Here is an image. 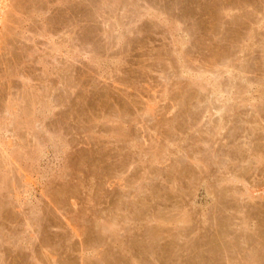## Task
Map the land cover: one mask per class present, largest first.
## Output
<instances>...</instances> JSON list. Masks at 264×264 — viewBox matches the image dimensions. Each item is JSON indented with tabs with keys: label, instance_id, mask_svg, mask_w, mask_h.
<instances>
[{
	"label": "rangeland",
	"instance_id": "obj_1",
	"mask_svg": "<svg viewBox=\"0 0 264 264\" xmlns=\"http://www.w3.org/2000/svg\"><path fill=\"white\" fill-rule=\"evenodd\" d=\"M2 1L0 264H236L240 191L264 201V162L237 161L240 127L264 143L263 66L222 70L241 19L214 17L208 49L225 1Z\"/></svg>",
	"mask_w": 264,
	"mask_h": 264
},
{
	"label": "bare ground",
	"instance_id": "obj_2",
	"mask_svg": "<svg viewBox=\"0 0 264 264\" xmlns=\"http://www.w3.org/2000/svg\"><path fill=\"white\" fill-rule=\"evenodd\" d=\"M2 1V0H1ZM0 1V2H1ZM194 1V0H193ZM192 1V5L194 4V2ZM217 1V0H216ZM223 1H225L224 3H222V5H221V7L223 6V10H222V12H220V13H223V14H221V15H219V13H217L216 11V15L214 16V14H215V12H214V14H213V11L214 10H216L215 8H214V10L212 11V9H213V7H212V9L210 10L209 9V11H212V13L210 12V14L212 15H210L209 13H207L208 11H206L205 9H203V10H205L206 11V13H205V11L203 12V14H207V16L209 15V17H207L206 19L204 18V20H203V18H202V20L205 22H203L202 20V22L201 23H203V24H206V28H208L207 30H208V32L210 31V27H211V25H212V19L214 18V20H223L224 22H225V20H226V23H229L230 21L232 22V20H236V21H238V20H240L241 19V23H240V21H238V22H236V21H234V22H236V24L235 25H237V23H239V27H241L242 25H243V28L244 27H246V31H248V33H247V35L245 36V37H243L242 38V40H241V37L240 36H242V35H240L241 33L239 32V31H236V30H238V29H236V27H234L235 28V32H236V36H234V38L236 39V40H234V38L232 39L233 41H236V43H237V40H241V41H239L237 44H235V42H232V40L230 39V38H228V36L227 35H229V34H226V32L224 31V30H222V32L227 36H223L222 38H221V36L222 35H224V34H222V35H219V37L220 38H218V40H221L220 42L222 43H220L221 45H220V48H219V42H217L218 44H217V46H218V49L215 51V52H217V54L216 53H214V50L212 51L213 52V55L214 54H216L218 57L217 58H219V62H220V64H222L221 66L223 67V69L222 70H224V72L225 73H228L229 75L230 74H232V76H236V77H238L240 80H242V81H245V78H248V76H252V72H253V70H255V68H254V66L253 67H251V64H253V63H255V64H253V65H255V67L257 66H260V65H258V64H262L261 66H263L264 67V12L263 13H254V11H253V9H249V7L251 6V3H250V0H244L242 3L240 2V3H237V2H232V0H223ZM242 1V0H241ZM3 2V1H2ZM23 2V1H22ZM200 2V1H199ZM201 2H202V0H201ZM196 3V2H195ZM206 3V2H205ZM1 4V3H0ZM8 4V3H7ZM14 4V3H13ZM22 4V3H21ZM203 4V3H202ZM195 6L193 7V6H191L190 5V8L191 7H193V10L192 9H190V10H192V11H194V10H196V9H194V8H196V5H198V3L197 4H194ZM210 5V4H209ZM6 6V5H5ZM15 6V5H14ZM22 6V5H21ZM199 6V5H198ZM1 7V6H0ZM201 7V6H200ZM207 7V6H206ZM210 7V6H209ZM208 7V8H209ZM220 7V8H221ZM8 8V7H7ZM222 9V8H221ZM220 9V10H221ZM1 10H3L2 8H1ZM16 10V9H15ZM3 11H5V10H3ZM191 11V12H192ZM197 11V10H196ZM2 13V12H1ZM194 14H196L195 12H194ZM219 16H218V15ZM192 15H193V13H192ZM216 17H217V19H216ZM193 18H194V16H193ZM232 19V20H229L228 22H227V20L228 19ZM1 19H2V16L0 17V25H1V23L3 22V19H2V21H1ZM213 20V21H214ZM5 22V21H4ZM3 22V23H4ZM222 23V22H221ZM5 24V23H4ZM241 25V26H240ZM245 25V26H244ZM205 26V25H204ZM238 26V25H237ZM239 27H237V28H239ZM212 28V27H211ZM226 30V29H225ZM208 32H207V34H208ZM215 33V32H214ZM238 33H239V37H238V39H237V36H238ZM212 34H211V32H209V34L206 36L207 37V41H208V49L209 48H211L210 47V45L209 44H213V43H211V41H212V37L213 36H211ZM231 36V35H230ZM214 38L216 39L217 38V36L215 37L214 36ZM215 39H213V40H215ZM228 39V40H227ZM231 40V44H233L234 43V45H232V48H227L226 46H228V45H226L225 43L227 42V41H230ZM227 43H229V42H227ZM225 44V45H224ZM230 46V45H229ZM228 46V47H229ZM212 49V48H211ZM220 49V50H219ZM210 51V50H209ZM211 53V52H210ZM210 53H209V55H210ZM212 55V54H211ZM212 55V56H213ZM256 67V68H257ZM263 67H260V68H262V70L260 71V68L258 67L257 69H259V70H255L254 71V73H256L257 74V77H256V75H255V77H256V79H254L253 81H250L249 83H248V86L249 87H251V88H253V89H255V91H264V68ZM254 68V69H253ZM253 69V70H252ZM250 74V75H249ZM254 76H252V78H253ZM254 77V78H255ZM72 92H73V90H72ZM48 100V99H47ZM255 109V113H257V114H259V113H261V110H259L258 108H254ZM225 119H227V118H225ZM224 120V119H223ZM229 120V119H228ZM228 120H227V122H228ZM223 123V122H222ZM224 124H226L225 122H224ZM230 124V123H229ZM229 124H226L227 126L229 125ZM222 125V126H221ZM226 125H223V124H220V129L221 130H223V129H225L227 126ZM243 125V124H242ZM230 126V125H229ZM246 127V126H245ZM264 127V126H263ZM230 128V127H229ZM228 128V129H229ZM240 129H241V132H240V134L238 135V137L237 138H239L238 140L240 141V143L242 142V145H243V152L241 153V155L239 156L238 155V158L237 159H239V160H237L239 163H241V162H249V164L251 163V161L252 160H255V161H257V163L256 164H258V163H262V162H264V157H263V154H264V143L262 142V143H260V144H262L261 145V147H258V149H254V146H253V142L255 141V139L257 138V137H253L254 135H257L256 133H255V131L253 130V128H252V130L251 129H249L250 130V134H251V136H249V133H244L245 131H246V128H244V127H240ZM264 130V129H263ZM240 131V130H239ZM225 132H227V131H225ZM255 133V134H254ZM237 134V133H236ZM236 134H234V136L236 135ZM237 136V135H236ZM262 136L264 137V135L262 134ZM262 136H261V138H262ZM227 137H229V136H227ZM243 137V138H242ZM258 137H259V135H258ZM236 138V137H235ZM247 140H246V139ZM228 139V138H227ZM258 139H260V138H258ZM259 142V141H258ZM233 143V142H232ZM256 143V142H255ZM246 144H248L247 146H246ZM259 144V143H258ZM257 144V145H258ZM260 144H259V146H260ZM245 148V149H244ZM240 150V149H239ZM245 167V166H244ZM262 167V166H261ZM245 169V168H244ZM256 169V168H255ZM264 169V168H263ZM260 170H262V169H260ZM234 171V170H233ZM203 172V171H202ZM246 173V172H245ZM255 173H257L258 174V171H256L255 170ZM240 174V173H239ZM244 175V174H243ZM246 175V174H245ZM248 175V174H247ZM239 176V175H238ZM242 177V175L240 176V178ZM248 177V176H247ZM237 179H238V177H236ZM239 178V179H240ZM245 178V177H244ZM243 177H242V183L245 181V179H244ZM235 180V179H234ZM245 187H246V185H245ZM248 188V187H247ZM244 190V189H243ZM248 191H250V190H248ZM247 192V191H243V194H242V191H240V195L242 196L241 198H239L241 201H246V202H248L247 203V205L249 206V205H251L250 204V200H249V194L251 193V191L249 192V194H247L246 195V197L245 196H243V195H245V193ZM250 196H252V195H250ZM253 197V199L251 198V200H254L253 201V203H256L257 201L254 199V195L252 196ZM260 197V196H259ZM258 197V198H259ZM244 200H243V199ZM248 198V199H247ZM256 198V197H255ZM262 198H264V197H261V199ZM248 201H247V200ZM264 200V199H263ZM262 200V201H263ZM250 201V202H249ZM256 201V202H255ZM261 200H259V202H257V203H260V205H253L252 204V207L254 206V207H256L257 208V206H259L258 207V210H259V213H261V212H263L264 210V201L263 202H260ZM246 203L244 202V203H242L241 205H240V208H241V206L243 205L244 207H246L247 205H245ZM242 206V208L240 209L241 210V212H243L242 210H244V211H247V213L245 214L244 212L243 213H241L242 215H240V222L239 223H237L236 225L238 226V228H237V230L239 229L240 231H242L243 229H247L246 231H242L239 235H240V237H242L241 238V240H239V235L237 234V236L239 237L237 240L240 242V247H239V249L236 251V250H234V252L236 251V253L235 254H237V255H235V256H237V258H236V261L234 260V262H236V264L237 263H239L240 261H246V263L248 262V264H264V219L263 220H261V217H260V219L258 220L257 218H258V216L259 215H257L258 213H255L256 211H253L254 213H252V211L251 210H249V211H251V213H248L249 211L246 209V208H244ZM247 206V207H248ZM249 208H250V206H249ZM253 210V209H252ZM262 214V213H261ZM263 214H264V212H263ZM261 216V215H260ZM218 224V223H217ZM222 231V230H221ZM220 234V233H219ZM237 238V237H236ZM223 240V239H222ZM236 240V241H237ZM234 243L236 244L237 242L235 241V238H234ZM233 241H232V243H233ZM228 242V241H227ZM242 244V245H241ZM230 245V244H229ZM238 246H239V244H238ZM227 247V246H226ZM235 247H237V246H235ZM228 249V248H227ZM226 250V249H225ZM230 250V249H229ZM197 251V250H196ZM216 252V251H215ZM226 253V252H225ZM228 253V252H227ZM199 255V254H198ZM230 255V254H229ZM228 256V255H227ZM231 256V255H230ZM194 257V256H193ZM225 258V257H224ZM227 258V257H226ZM231 258H233V255H232V257ZM229 259H230V257H229ZM227 260V264H230L231 263V261L230 260ZM243 262V263H244Z\"/></svg>",
	"mask_w": 264,
	"mask_h": 264
},
{
	"label": "built area",
	"instance_id": "obj_3",
	"mask_svg": "<svg viewBox=\"0 0 264 264\" xmlns=\"http://www.w3.org/2000/svg\"><path fill=\"white\" fill-rule=\"evenodd\" d=\"M0 15H1V7H0Z\"/></svg>",
	"mask_w": 264,
	"mask_h": 264
}]
</instances>
